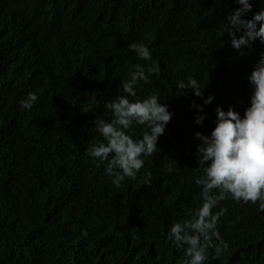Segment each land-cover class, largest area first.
<instances>
[{
    "label": "trees",
    "instance_id": "16d2710c",
    "mask_svg": "<svg viewBox=\"0 0 264 264\" xmlns=\"http://www.w3.org/2000/svg\"><path fill=\"white\" fill-rule=\"evenodd\" d=\"M253 13L264 0H251ZM234 0H0V264H188L168 239L176 222L203 204L204 175L194 133L209 134L216 108L243 115L247 76L264 44L237 55L225 30ZM239 36L240 33H237ZM144 44L151 60L132 51ZM139 64L157 70L135 85L131 101L156 95L173 113L135 179L116 188L91 147L106 143L94 121L122 94ZM195 79L203 104L178 82ZM28 93L38 97L21 107ZM184 93H187L186 95ZM146 127L128 133L142 138ZM218 192L219 190H213ZM261 201L226 194L217 231L226 248L206 264H264ZM204 242L203 239L201 241ZM215 245L219 243L213 239Z\"/></svg>",
    "mask_w": 264,
    "mask_h": 264
},
{
    "label": "clouds",
    "instance_id": "9594fccd",
    "mask_svg": "<svg viewBox=\"0 0 264 264\" xmlns=\"http://www.w3.org/2000/svg\"><path fill=\"white\" fill-rule=\"evenodd\" d=\"M234 2L239 7L227 15L229 27L225 33L230 37L231 46L237 50V55L242 56L254 41L259 40L264 44V8L253 13L249 19L247 14L253 8L251 0ZM131 47L139 59L151 60V52L146 45L133 44ZM156 70L155 67L137 64L131 78L121 83L122 94L105 104L115 119L106 121L96 117L94 121L106 143L93 145L88 154L94 161L107 162L105 172L112 178L116 188L120 187L125 177L136 178L144 166L142 157L156 152L157 141L173 117L168 105L159 102L156 95L143 100L129 99L136 95L134 88L137 82L146 81ZM247 79L252 94L243 115L231 106L226 111L218 106L215 110V125L209 134L199 131L194 133L199 141L198 163L204 169V175L197 178L195 183L202 189L204 202L192 219L172 224L168 232V239L178 248L187 246L186 255L190 258L188 264H206L209 248H214L218 257L222 249L227 247L217 231V223L224 210L218 213L212 211L226 198V194H230L237 202L261 201L260 209L264 211V52L260 53ZM202 87L195 79L189 83L178 82L179 90L189 89L203 100V104H191V107L199 110L194 118L197 125L205 119L204 105L211 104L214 99L211 95L204 97ZM37 99L35 93H28L26 99L20 102L21 107L31 109ZM133 124L146 127L139 140L127 134ZM213 239L219 243L214 245Z\"/></svg>",
    "mask_w": 264,
    "mask_h": 264
}]
</instances>
